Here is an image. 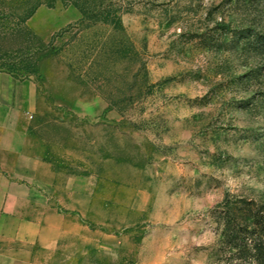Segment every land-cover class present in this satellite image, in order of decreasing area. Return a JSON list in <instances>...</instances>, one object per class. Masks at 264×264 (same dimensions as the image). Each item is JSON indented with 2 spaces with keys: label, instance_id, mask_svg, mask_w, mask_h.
<instances>
[{
  "label": "rangeland",
  "instance_id": "obj_1",
  "mask_svg": "<svg viewBox=\"0 0 264 264\" xmlns=\"http://www.w3.org/2000/svg\"><path fill=\"white\" fill-rule=\"evenodd\" d=\"M236 2L0 0L66 230L46 264L229 260V210L264 204V51L232 41L264 5Z\"/></svg>",
  "mask_w": 264,
  "mask_h": 264
},
{
  "label": "crops",
  "instance_id": "obj_2",
  "mask_svg": "<svg viewBox=\"0 0 264 264\" xmlns=\"http://www.w3.org/2000/svg\"><path fill=\"white\" fill-rule=\"evenodd\" d=\"M34 84L0 69V264H46L66 230L52 164L30 134Z\"/></svg>",
  "mask_w": 264,
  "mask_h": 264
},
{
  "label": "trees",
  "instance_id": "obj_3",
  "mask_svg": "<svg viewBox=\"0 0 264 264\" xmlns=\"http://www.w3.org/2000/svg\"><path fill=\"white\" fill-rule=\"evenodd\" d=\"M236 3L244 8L247 14L245 17L249 18V12H252V8H254L253 4H258V8L264 5V0H237ZM36 7L37 5L26 7L23 13L15 11L16 13L12 15L24 22L34 14ZM256 23L258 22L250 21L246 25L238 26L233 33V44L249 47L256 51H264V25ZM222 26V28H226L225 25ZM21 33V29L16 27L12 31H0V41L8 36H16ZM1 52L0 49V68L14 75V65L5 59L9 52L4 51L3 54ZM7 66L10 69H7ZM238 209H240L239 214L233 212L232 208L229 210L231 211L228 216L230 232L226 236L233 239L234 243L230 245L229 251L232 254L225 264H264V204L251 200L242 203Z\"/></svg>",
  "mask_w": 264,
  "mask_h": 264
}]
</instances>
